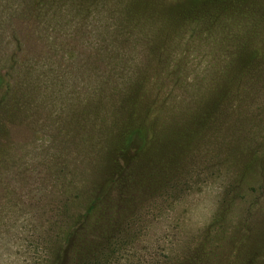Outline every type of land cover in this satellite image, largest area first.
Wrapping results in <instances>:
<instances>
[{
  "label": "rangeland",
  "instance_id": "374dc122",
  "mask_svg": "<svg viewBox=\"0 0 264 264\" xmlns=\"http://www.w3.org/2000/svg\"><path fill=\"white\" fill-rule=\"evenodd\" d=\"M129 1L0 0V264H264V11L173 24ZM245 32L238 95L182 159L109 183L130 90L159 132L188 119Z\"/></svg>",
  "mask_w": 264,
  "mask_h": 264
},
{
  "label": "trees",
  "instance_id": "16d2710c",
  "mask_svg": "<svg viewBox=\"0 0 264 264\" xmlns=\"http://www.w3.org/2000/svg\"><path fill=\"white\" fill-rule=\"evenodd\" d=\"M128 9L130 14L145 18H155L153 16L156 14L152 12L166 9V18L169 23L173 24H176L178 19L194 16L221 21L228 18L232 20L231 17H227L230 12L228 10H232L238 11L239 16L248 17L246 18V24H248L250 10L261 9L264 11V0H177L175 3L172 1L163 2V0H130ZM248 36V32L241 35L242 48H240V44L238 45L239 50L237 46L232 48L234 51L229 53L230 60L221 68V75L215 82L214 89L209 92V97L198 105L199 111L197 113L194 111L188 119L175 125L172 123L161 124L162 128H167L162 132L156 129L157 125H160L158 120L151 118L152 116L149 117V114L138 105L137 91L130 90L132 93L130 95H133L134 100H131L126 106L128 113L115 134L109 138L110 152L105 168L106 172H104L109 183L127 182V179L122 177L124 171L128 178L133 171L137 170H146L149 175L153 173L152 170L162 173L169 169V164L174 163L175 165L182 159L186 154V147L195 140L201 131L200 128L211 118L213 111L219 106H223L224 101L230 99L234 94L238 95L236 75L240 70H245L254 56V51L248 46ZM225 42L228 41L225 40ZM8 75H0V89L8 79ZM164 158L173 159V161L168 160V164L163 162ZM156 161L162 162L159 169H154Z\"/></svg>",
  "mask_w": 264,
  "mask_h": 264
}]
</instances>
